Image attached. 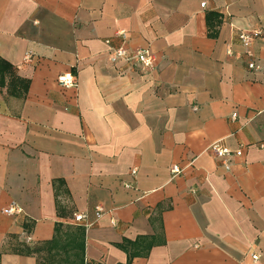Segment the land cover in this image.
I'll return each instance as SVG.
<instances>
[{
	"label": "crops",
	"instance_id": "0c3cea01",
	"mask_svg": "<svg viewBox=\"0 0 264 264\" xmlns=\"http://www.w3.org/2000/svg\"><path fill=\"white\" fill-rule=\"evenodd\" d=\"M0 58L29 82L0 88V264H37L59 224L85 264H127L140 237L130 264H264V0H0ZM216 142L242 150L228 169Z\"/></svg>",
	"mask_w": 264,
	"mask_h": 264
},
{
	"label": "trees",
	"instance_id": "16d2710c",
	"mask_svg": "<svg viewBox=\"0 0 264 264\" xmlns=\"http://www.w3.org/2000/svg\"><path fill=\"white\" fill-rule=\"evenodd\" d=\"M28 85V80L20 78L14 72L13 66L0 58V88L6 87L9 95L19 96L27 92ZM144 239L140 237L135 241L123 240L119 244L128 255L127 264H130L134 257L147 254L146 250L151 244L144 246V252L139 250ZM28 253L37 254V264H85L84 230L81 227L59 224L51 240L28 250Z\"/></svg>",
	"mask_w": 264,
	"mask_h": 264
},
{
	"label": "built area",
	"instance_id": "2783aa9c",
	"mask_svg": "<svg viewBox=\"0 0 264 264\" xmlns=\"http://www.w3.org/2000/svg\"><path fill=\"white\" fill-rule=\"evenodd\" d=\"M201 6H205V2L201 3ZM261 30H249V31H240L238 33V39L241 42V44L249 49L251 46L252 42L261 36ZM152 54L149 51V49H139V50H134L130 51L126 49L123 46H120L118 48H115L111 54H110V59L111 61H116V60H123L125 62H128L130 64L133 63H139L142 66L143 70H146L152 66ZM26 58H30V54L26 55ZM247 67L250 70H257L259 69V66L255 63L254 59L249 58L247 61ZM57 81L60 85L68 88V87H77L78 82L76 77L73 75L72 72H65L62 73L58 76ZM236 117V113L232 115V118L234 119ZM261 146H264V144H261ZM208 150L217 158L223 160V165L225 168L228 169V159L231 156H241L242 155V150L238 149L236 151H232L224 146H222L220 143H212L210 146H208ZM180 169L178 166H173L172 167V172L174 174L178 173ZM131 173L134 175L136 173L135 169H132ZM127 187H130L129 184L126 185ZM3 213L9 214V215H16L20 214L22 212V207L16 203V202H11L8 206H6L3 210ZM103 214V209L100 206H96L95 208V220L91 221L88 219V216L83 213V212H75L73 214V219L74 222L77 224H82L86 228L91 227L96 220H98L99 217H101ZM254 260L258 259V254H255L252 256Z\"/></svg>",
	"mask_w": 264,
	"mask_h": 264
}]
</instances>
